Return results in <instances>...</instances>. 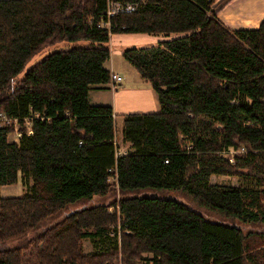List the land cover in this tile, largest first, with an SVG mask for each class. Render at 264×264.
I'll list each match as a JSON object with an SVG mask.
<instances>
[{"label":"trees","instance_id":"obj_1","mask_svg":"<svg viewBox=\"0 0 264 264\" xmlns=\"http://www.w3.org/2000/svg\"><path fill=\"white\" fill-rule=\"evenodd\" d=\"M113 1H146L111 17L113 33L176 34L122 52L161 110L126 116L133 151L119 154L113 107L89 98L112 81L111 35L98 26L107 0H0V110L33 117L35 132L18 144L0 127V188L19 172L33 178L22 196L0 189V264H113L121 256L141 264L150 252L153 264H264L263 230L245 233L176 199L131 193L181 190L243 224H264V20L231 30L216 18L215 0ZM62 40L88 44L51 52L16 83L40 49ZM241 144L252 150L234 163L221 153ZM214 174L255 184L213 183ZM116 188L119 199L90 203ZM86 238L94 251L84 252Z\"/></svg>","mask_w":264,"mask_h":264},{"label":"rangeland","instance_id":"obj_2","mask_svg":"<svg viewBox=\"0 0 264 264\" xmlns=\"http://www.w3.org/2000/svg\"><path fill=\"white\" fill-rule=\"evenodd\" d=\"M128 35H132L131 37H135L134 35H148V39H144L143 41H135V42H129L126 41L123 43H118L115 44V51L116 54H114V63H115V67L119 70V72L122 74L123 78H124V84H130L134 81V76L132 74H130V72H135L138 73L136 68L133 67L129 62V64L131 65V68L126 69L123 67V63L126 62V59L124 58V56L121 54V50H125L126 48L132 47V46H144V45H149V44H158L161 40H164L168 37H173L176 36V34H171L169 36H166L165 34H143V33H132V34H128ZM139 37V36H138ZM88 42L81 40V41H77V42H70L68 40H62V41H58L56 43H52L47 45L46 47L40 49L39 52H37L30 60L29 62L26 64L25 68L19 73V75L16 77L15 81L16 83L19 81V79L21 80L22 77L24 76V74L27 72V70L34 65V63H37L39 60H41L43 57H45L46 55L50 54L53 51L56 50H62V49H69L71 47L74 46H78V45H87ZM111 41L109 42V46L112 48V46L110 45ZM117 49L119 50V52H117ZM125 61V62H124ZM127 63V62H126ZM128 115V114H127ZM126 115V116H127ZM125 116V118H126ZM123 118V119H122ZM120 115L117 116L116 121H115V125H116V144L118 146V154L121 152H131L133 151V149L130 147V144L127 143L124 140L123 137V128H124V117H122ZM11 138V139H10ZM9 140L12 141L13 137H10ZM245 144H241L239 145L242 146ZM246 146V151L244 153H238V154H234V155H239V156H243L245 154L248 153V151H251L252 149ZM115 179L112 177L111 178V182H115ZM213 183H218V184H228V185H252L255 184L254 181H251L249 179H243L239 176H234V175H217L214 174L211 177V180ZM33 186V178L31 175H24L22 172H19V179L16 183L13 184H6L3 185L1 189V194L4 197H15V196H22L27 192H30L32 190ZM131 193L137 194V195H144V196H162V197H168V198H173L176 199L178 201L184 202L187 205H189V207L191 206L193 209L198 210L202 215H204L206 218L213 220V221H223V222H228V223H234V224H238L239 226H241L244 230V232L246 233L248 230H259L260 231H264V224H256V225H252V224H243L241 223L239 220H237L236 218H230L224 214L214 212L211 209H209L206 205H202L200 203H198L196 200H194L192 197H190V195H188L186 192H183L181 190H158V189H154V188H139L136 190H133ZM121 196V193L119 191L118 188H116L115 191L109 193L106 196H95L93 198V200H91V204H99V203H107L112 201L114 198L119 199ZM83 201H80L77 204H73L70 206L69 211L76 209V208H80V206L82 205ZM54 218L52 217L51 219H49L47 222H54ZM35 233H32V235H34ZM83 241V250L84 252H91L94 251V244L91 242L90 239L86 238ZM17 243H14V241H10L8 243V245H16ZM122 255V254H120ZM147 255V254H145ZM144 255V256H145ZM143 256V257H144ZM140 261V260H139ZM113 263L119 264L122 262H125V259H114L112 260Z\"/></svg>","mask_w":264,"mask_h":264},{"label":"crops","instance_id":"obj_3","mask_svg":"<svg viewBox=\"0 0 264 264\" xmlns=\"http://www.w3.org/2000/svg\"><path fill=\"white\" fill-rule=\"evenodd\" d=\"M213 7L216 18L227 29H256L264 20V0H215ZM128 34L132 33H116L112 35L110 40V45L112 46V48L110 47L111 57L105 62V67L111 73L121 76L122 74L115 67L114 63V54H116L115 44L126 43V41H143L149 37L148 35H134L135 37H131L132 35ZM117 52H119L118 49ZM120 52L122 54L123 50ZM126 62L123 63V67L126 69L131 68V65ZM130 74L134 76V81L130 84H124L123 78L116 86H113L112 82L93 86L89 93L90 103L112 106L115 121L118 115L121 118H125L127 114L133 112H159L161 110V103L158 93L151 87V83L142 79L139 73L130 72ZM94 249L96 248L94 247Z\"/></svg>","mask_w":264,"mask_h":264},{"label":"built area","instance_id":"obj_4","mask_svg":"<svg viewBox=\"0 0 264 264\" xmlns=\"http://www.w3.org/2000/svg\"><path fill=\"white\" fill-rule=\"evenodd\" d=\"M146 3V1L142 2H122V1H113V0H107V8L102 13L101 19L98 22V26L102 28H106L109 30V34L114 35L116 33H113L111 31L112 29V23H111V17L119 14V13H132L140 10L142 6ZM110 37V38H111ZM111 82L113 86H116V84L123 80V77L119 74L112 73ZM38 117L40 115H37ZM33 117L26 116V117H14L12 115H9L7 112L0 110V127H10L11 132L9 133V138H12L13 142H16L18 144L21 143V140L24 136H32L35 132L32 127ZM11 139V138H10ZM187 147H189L187 145ZM246 146L242 145L238 148H230L229 150H224L221 152L226 158L229 159L230 162L234 163L236 160V155L238 153H244L246 151ZM110 235L112 236H120L121 231L118 228V230H115L114 228L111 229ZM154 259V253L150 252L147 255H145L142 260L141 264H153ZM120 264H127L126 262H122Z\"/></svg>","mask_w":264,"mask_h":264},{"label":"bare ground","instance_id":"obj_5","mask_svg":"<svg viewBox=\"0 0 264 264\" xmlns=\"http://www.w3.org/2000/svg\"><path fill=\"white\" fill-rule=\"evenodd\" d=\"M143 7V6H142ZM113 24V23H112ZM102 28V27H101ZM113 32V31H112ZM117 236V235H116Z\"/></svg>","mask_w":264,"mask_h":264}]
</instances>
